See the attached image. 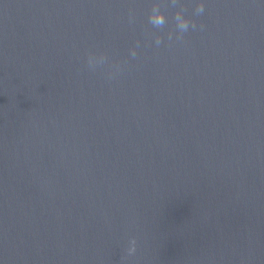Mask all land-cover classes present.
<instances>
[{"label": "clouds", "instance_id": "9594fccd", "mask_svg": "<svg viewBox=\"0 0 264 264\" xmlns=\"http://www.w3.org/2000/svg\"><path fill=\"white\" fill-rule=\"evenodd\" d=\"M203 10H204V5L201 3V4H199L197 6V12L200 13V12H203ZM175 18L178 19L179 17H175ZM149 22L154 27H162L166 23V18H165L164 14H161V15L157 16L156 18H152L149 15ZM180 27H181L182 31L185 32V31H187V29L189 27V24L186 22L183 25H181ZM192 27L195 28V23L194 22L192 23ZM127 251H128V255L129 256L135 254V252H136V240L134 238L130 241V247L128 248Z\"/></svg>", "mask_w": 264, "mask_h": 264}]
</instances>
